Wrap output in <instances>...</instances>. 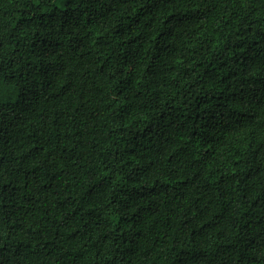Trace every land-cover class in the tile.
<instances>
[{
	"label": "trees",
	"instance_id": "1",
	"mask_svg": "<svg viewBox=\"0 0 264 264\" xmlns=\"http://www.w3.org/2000/svg\"><path fill=\"white\" fill-rule=\"evenodd\" d=\"M0 0V264H264V0Z\"/></svg>",
	"mask_w": 264,
	"mask_h": 264
},
{
	"label": "rangeland",
	"instance_id": "2",
	"mask_svg": "<svg viewBox=\"0 0 264 264\" xmlns=\"http://www.w3.org/2000/svg\"><path fill=\"white\" fill-rule=\"evenodd\" d=\"M65 1L66 0H61L59 4L62 6L65 3Z\"/></svg>",
	"mask_w": 264,
	"mask_h": 264
}]
</instances>
